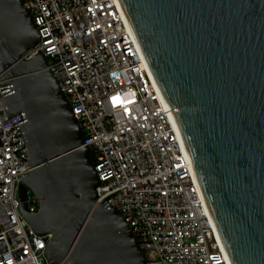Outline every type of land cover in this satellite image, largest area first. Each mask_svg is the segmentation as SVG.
<instances>
[{
	"label": "water",
	"instance_id": "1",
	"mask_svg": "<svg viewBox=\"0 0 264 264\" xmlns=\"http://www.w3.org/2000/svg\"><path fill=\"white\" fill-rule=\"evenodd\" d=\"M160 96L228 264H264V0H116ZM24 0H0V75L25 113L30 174L22 212L52 233L53 264H147L130 225L96 206L95 156L40 55ZM30 188L40 200L31 213Z\"/></svg>",
	"mask_w": 264,
	"mask_h": 264
},
{
	"label": "built area",
	"instance_id": "2",
	"mask_svg": "<svg viewBox=\"0 0 264 264\" xmlns=\"http://www.w3.org/2000/svg\"><path fill=\"white\" fill-rule=\"evenodd\" d=\"M40 55L68 98L95 156L96 206L130 225L147 264H228L201 200L172 115L116 0H24ZM12 78L0 75V264H53L52 233L25 219L20 183L32 167L25 113L11 115ZM31 213L40 200L28 188ZM59 264H69L63 261Z\"/></svg>",
	"mask_w": 264,
	"mask_h": 264
}]
</instances>
